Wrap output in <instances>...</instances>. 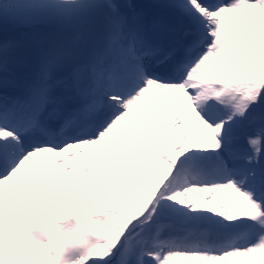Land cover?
I'll list each match as a JSON object with an SVG mask.
<instances>
[{
	"label": "snow or ice",
	"instance_id": "snow-or-ice-1",
	"mask_svg": "<svg viewBox=\"0 0 264 264\" xmlns=\"http://www.w3.org/2000/svg\"><path fill=\"white\" fill-rule=\"evenodd\" d=\"M40 7L0 51V264H264V0Z\"/></svg>",
	"mask_w": 264,
	"mask_h": 264
},
{
	"label": "rangeland",
	"instance_id": "rangeland-1",
	"mask_svg": "<svg viewBox=\"0 0 264 264\" xmlns=\"http://www.w3.org/2000/svg\"><path fill=\"white\" fill-rule=\"evenodd\" d=\"M42 2L43 0H0V51L5 43L9 44L12 52L21 48L38 50V42L42 37L56 35L58 26L42 22ZM119 2L126 4L129 0ZM131 3L149 6L155 4L156 0H131ZM18 33L19 36L16 35ZM158 108L161 112L166 111V105H158ZM128 123L135 125L136 122L129 120ZM193 199H200L203 203L204 194H193ZM45 241L47 242L46 237Z\"/></svg>",
	"mask_w": 264,
	"mask_h": 264
},
{
	"label": "trees",
	"instance_id": "trees-1",
	"mask_svg": "<svg viewBox=\"0 0 264 264\" xmlns=\"http://www.w3.org/2000/svg\"><path fill=\"white\" fill-rule=\"evenodd\" d=\"M17 36H19V33L18 34H16Z\"/></svg>",
	"mask_w": 264,
	"mask_h": 264
}]
</instances>
